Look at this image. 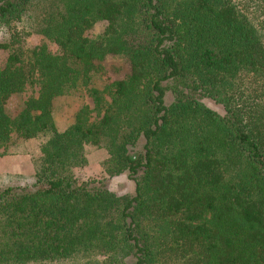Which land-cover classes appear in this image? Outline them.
<instances>
[{
  "label": "trees",
  "instance_id": "obj_1",
  "mask_svg": "<svg viewBox=\"0 0 264 264\" xmlns=\"http://www.w3.org/2000/svg\"><path fill=\"white\" fill-rule=\"evenodd\" d=\"M0 49V148L46 137L0 187V264H264V0H0ZM73 91L94 106L60 131ZM88 144L134 193L75 175Z\"/></svg>",
  "mask_w": 264,
  "mask_h": 264
},
{
  "label": "rangeland",
  "instance_id": "obj_2",
  "mask_svg": "<svg viewBox=\"0 0 264 264\" xmlns=\"http://www.w3.org/2000/svg\"><path fill=\"white\" fill-rule=\"evenodd\" d=\"M106 24V20L98 21L87 32V35L95 36L101 33ZM43 40L48 42L52 49L57 47L55 43L44 38L39 33L30 35L27 38V43L35 46L43 42ZM7 54V51L0 49V64L5 61ZM120 63L112 55L106 57V64L113 78H122L126 74V69L123 66L124 69H121L122 71L117 72L115 70L118 66H121ZM107 82V77L96 75L92 79L91 84L105 90ZM32 93L33 91L30 89L27 93L14 95L9 100V110L14 113L17 107ZM203 102L221 114L225 112L224 107L213 99L205 98ZM84 105H89L91 108L94 106L92 98L82 91H73V93H68L57 98L54 117L60 131L66 130L75 122L78 111ZM93 115L96 116V112H93ZM45 141L46 137L27 140L17 139L7 148H0V187L9 184H27L33 181L36 173L35 163L42 155L41 147ZM85 154L87 156V163L73 168L75 175L81 181H96V184H103L118 195L132 194L135 192L136 182L130 179L127 174L110 176L105 171L102 165L108 156V150L105 144L99 146L88 144L85 146ZM129 260L132 261L133 259L129 258Z\"/></svg>",
  "mask_w": 264,
  "mask_h": 264
}]
</instances>
